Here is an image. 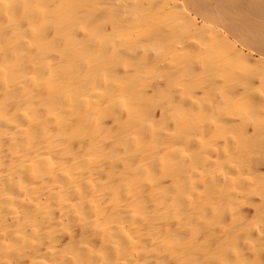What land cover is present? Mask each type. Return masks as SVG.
<instances>
[{"label": "bare ground", "instance_id": "bare-ground-1", "mask_svg": "<svg viewBox=\"0 0 264 264\" xmlns=\"http://www.w3.org/2000/svg\"><path fill=\"white\" fill-rule=\"evenodd\" d=\"M163 2L0 0V264H264V0ZM117 11L128 45L144 38L165 59L164 78L192 70L204 89L165 97L155 75L133 85L146 61L127 69L137 55L126 42L129 59L112 58ZM165 17L192 27L226 19L216 36L230 44L227 60L260 71L240 70L249 88H238L236 66L205 64L213 24L202 47L189 28L166 50L176 36L167 21L140 36L142 21ZM114 70L134 74L122 76L132 86Z\"/></svg>", "mask_w": 264, "mask_h": 264}, {"label": "rangeland", "instance_id": "rangeland-1", "mask_svg": "<svg viewBox=\"0 0 264 264\" xmlns=\"http://www.w3.org/2000/svg\"><path fill=\"white\" fill-rule=\"evenodd\" d=\"M169 1H170V2H169ZM169 1L165 0V2H163V3H164L163 7L165 6L166 9H167V6L170 5L171 2H174V0H173V1L169 0ZM119 2H120V1H119ZM166 4H167V5H166ZM171 4H173V3H171ZM186 4H187V3H186ZM186 4H185V5H186ZM168 10H169V9H168ZM168 10H166V11H168ZM166 13H167V12H166ZM117 14H119V15H117ZM117 14H116L115 12H113V14H112L113 16H110L109 21L111 20V22H112V21L115 22V19H114V18H111V17H115V18H116V23H114L115 27H116L117 25H120V24H121V26L123 25L122 27H124V28L122 29V27H121L122 30H120V29H119L120 26H119V28H118V26H117V27H116L117 30L115 29L117 32L114 31L113 33H110V34H111V37L114 35L115 38L118 39L117 41H118V42L120 41V42L117 44L116 39H115L114 37L111 38V40L114 39L115 42H116V43H115V42L112 41V44H111V45H113V48H114V49L116 48V50H115L114 52H112L111 56H112V58H113L114 60H116V61H121V59L118 60V58H117V59L115 58V57H116V51H117L118 56L120 55L119 58L122 57V59H125V58H126V59H129V58L125 55V52H126L125 50L127 49L126 46H127L129 43H128V41L126 42L125 39H124L125 37L123 38V36H121L120 34H123V33H124V30L127 28V27H125V26L130 25V24H129L130 22H127V19H126V18H125V19H126V20H125L126 22H124V20H123L124 17L122 16L123 14L120 13V11H117ZM166 15H167V14H166ZM116 16H117V17H116ZM167 16H168V15H167ZM118 17H119V19L121 18L122 20H118ZM112 19H113V20H112ZM166 19H168L169 22H170L169 17H165L164 19H163V18L158 19L159 22H156V21H158V20H156V21L153 22V24H151V23H152V21H151V23L149 22L150 25H148V23H146V21H145V22L142 21V25H144V26L141 25L142 31H140V36H141V34H143V33L146 32V31H148V33H152V31H154V30L156 29L157 24L160 23V22H161L160 24H164V26H165V25H166L165 23H166V21H167ZM176 19H177V18H176ZM223 19H224V18L221 19V17H218V18H217V17H213V18H211V20L206 24L208 27L205 26V24H201V25H197L198 28H197V26H196V27H194V26L192 27V25H194V24L191 23V25H190V23H188V22L185 23L183 20L180 21V19L174 20L175 22H174V21L171 22V23H172L171 25H170V23L167 21V23H168L167 25H168V26H171L172 28H173V27L175 28V29H174V28H173V29L175 30V35H176V36H172L173 39H172V40L170 39V40H168V41L166 42V50H169L170 48H171V49H172V48H176V47L182 45V44H183V43H182L183 41H184V43H185V41H186L187 38L189 37V35H188V37H186V35H187L188 31H189L190 29H192V28H193V29L190 30V31H195V32L197 31V32H196L195 35L191 36L192 38L189 37V38H191V39H188V41L190 42V40L192 41V39H194V41H195V38L198 39V38L196 37V35L198 36V34H199L198 31H199L200 34H201V35H200L201 37L198 39V41H199V40H200V41L198 42V41L196 40V42H198V43L202 42L203 40H205L204 38H206V37L208 36V33H207V31H206L207 28H209V26L211 27V25L213 24V25H214V26L212 25V26H213V29L218 27L217 30H213V29L211 28V29L213 30L212 33H214L217 42L213 41V40H215V39L211 38V37L213 36L212 33H210L211 36H210V38H209V37H208V38L210 39L209 42H211V43L213 42L212 44H213V45L215 44V45L213 46L212 44H209L208 39L205 40V42L207 41V43H206L207 46H206L205 42H203V43L205 44L204 46H206V47H204V46L202 47L203 43H202V44L200 43L202 49L204 48L205 50H207L208 48H210V49H208L207 51L204 50V52H207V53H205L206 56L204 57V58L206 59V60L204 59L205 64L208 63L209 67L211 66V67L213 68L212 65H213V62H214V61H215L214 63H216V64H217V62L219 63V62L222 61L223 64H224L223 66L226 65V67H224V68H222V69H223V71H225V73L228 72L227 74H230L231 71L229 72V70H231L230 67L233 65V68H236V67H237V69L239 68V70H237V69H235V70L239 71V76H240V78H239V77H238V78H239V80H241L240 82H243V81H242V80H243V77H241V75H240V73H242V72H241L240 70H241V69H242V70H245L244 73L246 74V71L248 72V71H250V69H249L248 67H247V68H242L241 66L238 67V63H243V65L247 66L246 64H244L245 62H244L243 60H242L243 62H241L240 59H238V62L235 61L237 65L235 64L234 61H228L227 59H229V56L226 55L225 52H226L227 54L231 52V51H229V49L231 48V47H230V44H229V46L226 45V44H228V43L225 44V42H227V41L222 42V41H223V38L220 37V35H219V37L216 36V35L219 34L218 31H222L221 29H224V27L227 25V22L225 21L226 19H224V20H223ZM160 20H161V21H160ZM164 20H165V22H164ZM117 21H120V23L117 22ZM121 21H123V22H121ZM137 21H138V23L141 22L140 20H136V21L134 22V25H135V23H137ZM177 21H178L179 27H180V26L182 27V26H183L182 24L185 23V25L183 26L184 28L182 27L183 29H182L181 27H180V28L178 27ZM224 21H225V22H224ZM147 22H148V21H147ZM155 22H156V23H155ZM163 22H164V23H163ZM118 23H119V24H118ZM124 23H125V26H124ZM126 23H128V24H126ZM144 23H146V24H144ZM174 23H175L176 26L174 25ZM155 24H156V25H155ZM225 24H226V25H225ZM145 25H146V27H145ZM151 25H152V26L155 25V26L152 27ZM187 25H189V26H187ZM136 26H137V24H136ZM138 26H139V25H138ZM186 26H187V27H186ZM190 26H191V27H190ZM199 26H201V27L199 28ZM143 27H145L144 30H143ZM149 27H150V28H149ZM165 27H167V26H165ZM176 27H177L178 30L176 29ZM220 27H221V28H220ZM189 28H190V29H189ZM194 28H196V29H194ZM145 29H146V31H145ZM180 29H182L181 32H179ZM186 29H187V32H186ZM198 29H200V30H198ZM202 29H203V32H201ZM211 29H208V32H209V30H211ZM218 29H220V30H218ZM183 30H185L184 32H185L186 34L183 33ZM118 31H119V33H118ZM120 31H121V33H120ZM176 31H178V32H176ZM190 31H189V33H190ZM205 31H206L207 35H205L206 33L204 34ZM210 32H211V31H210ZM114 33H115V34L117 33V34L115 35ZM176 33H177V34H176ZM182 33H183V36H182V37H181L180 35H178V34H182ZM189 33H188V34H189ZM202 33H203V35H202ZM110 34H109V35H110ZM112 34H113V35H112ZM117 35H118L119 37H122L123 39L120 38V39H121V40H120L119 37H118ZM123 35H125V33H124ZM204 35H205L206 37H205ZM116 36H117V37H116ZM179 36H180V37H179ZM108 37H109V36H107L106 38H108ZM175 37H176V38H175ZM177 37H178V39L180 38L181 40H180V41H179V40H176ZM184 37H186V38H184ZM198 37H199V36H198ZM203 37H204V38H203ZM215 37H214V38H215ZM217 37H218L219 39H220V38L222 39V41H221V39H220V41H221L222 43H221L220 41H218V38H217ZM140 38H141V37H138V38L136 37V38L132 39L133 43L131 44V46L128 45L127 47H129V49L132 47L133 50L136 49L137 52H138V49H140L139 51L142 52V53H140V52L137 53L136 50H135V52H134L133 50H132V51H133V53H135V54L137 55L138 58H140L141 56H142V57H141L140 59H137V57H134V58L131 57V58L129 59V60H130L129 62H126V60H125V62H126V63H125L124 60H122L123 62H119V63H121V64H120L121 66H122L123 63H125V65L127 66V64L129 63L128 66H127V69H131L132 66H133V67H132V69H133V68H134V65L137 64V66H139L138 63L141 64V62L144 63V62L146 61L144 64H142V65L140 66L141 68H139V69H137V68H136V69H133V70H139L140 73H141L140 70H141V69L143 70L142 73H141V75H139V74H140L139 72H137V74H135L136 76H137V75L141 76V79H138L139 76H137V79H136V78L134 77V74L132 75V74H129V73H128V74H129L128 77H129V76H132V77H134V78L136 79L137 82H136L135 80H133L134 83L136 82V84H134L133 81H128L129 83H127V80H128L130 77L128 78V77L125 75V73H124L123 75L126 76L128 79H124V78H122L123 75L119 76L120 74L118 75L117 72L115 73V70H114V72H112L113 75H114V73H115V75L117 74L116 77H117V78H118V77H119V78H122V80L124 79V80H125V81H124L125 83H127V84H129V85H131V83H133V85L140 86L141 88H142L141 85H143L144 82L147 81V80H150V79L153 80L154 78L156 79V78H158V77L161 78V79L163 78V79H162V81L164 82L163 87L166 86L167 84H169V85H167L168 87L166 86V87L168 88V89H167L168 91L166 90V88H164V89H163V87L161 88V91L164 90V94H165V95H163V94H162V95L165 96V97H169V96L171 97L172 94H173L172 92H174V91H172V90H176V91H177V88H178V89H179V88L181 89V91H179V92H182V90L184 89V90H183L184 95H185V94H187V95H192V91H191V90H193V92L196 91L195 94H193V95H197V93H200L201 90H202V89H201L200 91H197L198 88H201V87H202V88L204 89V84H205V82H206L205 79H200L199 82H200L201 84L198 85V84H199V83H198V78H199V77L197 78V77H196L197 75L193 77V75H195L194 72H192L190 75L188 74L191 80L194 78V81L192 80L194 83H193V84L190 83V82H192V81L189 79L188 75H185V73H186V74H187V72L190 73L192 70H189V71H188V70H187V71H181L179 74H177L178 76H177L176 74H175V75H170V74H169V75H170V77H169V75L165 74L166 78H164V77L162 76V73H163L165 70L162 68L163 65H161V63H163V61H164L165 59H163V60H162L161 58H160V60L158 59V60L160 61V63H159V61H158L156 58H153V57H154V56H153V53H152L151 55L149 54V53L151 52L152 49L150 48V50H148L147 48H149V46H147V45L143 46L144 44L142 45L140 41H143L144 38H141V39H140ZM201 38H203L202 41H201ZM211 39H212V41H211ZM107 40H108V39H107ZM126 40H127V39H126ZM139 40H140V41H139ZM123 41H124V43H122ZM169 41H170V42H169ZM178 41H179V42H178ZM125 42L127 43V45H124ZM138 42H139L142 46L139 45ZM168 42H169V45H168ZM174 42H175V43H174ZM176 42H177V44H176ZM113 43H115V44H113ZM134 43H135V44H134ZM142 43H143V42H142ZM180 43H181V44H180ZM171 44H172L173 46H171ZM174 44H175L176 46H175ZM179 44H180V45H179ZM208 44L211 45V47L214 48V49H215V46L218 47L220 44H221V45L225 44L224 46H226V47H228V48H226L227 51H225L226 49H223V48H222L223 46L220 45L221 47H220V46H219V47H220L221 50L219 49L220 51H219V53H217V55H216L215 51L218 52V50H216V49H218V48H216L215 50H212V48H211ZM114 45H115V47H114ZM118 45H119V47H118ZM121 46H122V47H121ZM124 46H125V47H124ZM137 46H138V47H137ZM140 46H141V47H140ZM123 48H126V49H123ZM134 48H135V49H134ZM137 48H138V49H137ZM143 48H144V50L147 49L146 51L148 52V55H147V52H145V51L143 50ZM145 48H146V49H145ZM118 49L121 50V51H120L121 53L119 52ZM141 49H142V51H141ZM209 50H210V51H209ZM230 50H231V49H230ZM174 51H175V50H174ZM202 51H203V50H202ZM208 51H209V52H208ZM118 52H119V53H118ZM178 52H179V51H178ZM178 52L173 53V54H171V55H170L169 52H168V53H167V55H168V60H167V62L169 61V62H172V63H175V62H176V63H181V64L183 63L184 65H186V61L183 60L184 57H181V56H182L181 54H180V56H179V53H178ZM211 52H212L213 54H215L217 57H216L215 55H212ZM223 52H224V55H226V57H227V58H225V60H224V58H222V57H224ZM145 53H146V54H145ZM255 53H256V52H255ZM113 54H114V55H113ZM121 54H122L123 56L125 55L126 57L124 56V58H123V56H121ZM138 54H139V55L142 54V55L139 57ZM177 54H178V55H177ZM201 54L204 55V53H201ZM207 54H210V55L207 56ZM221 54H222V56H220ZM136 55H135V56H136ZM118 56H117V57H118ZM210 56H211V57H210ZM143 57H144V58H143ZM149 57H150V58H149ZM151 57H152V59H151ZM179 57H180V58H179ZM206 57H207V58H206ZM208 57H209V58H208ZM218 57H219V58H218ZM112 58H111L110 63H112V64H114V63L119 64L118 62H113L114 60H113ZM146 58H147V59H146ZM158 58H159V57H158ZM182 58H183V59H182ZM212 58H213V60H211ZM131 59H132V60H131ZM133 59H134V61H133ZM141 59H142V60H141ZM143 59H144V60H143ZM153 59H154V60H153ZM155 59H156V60H155ZM220 59H221V60H220ZM150 60H153V61H152V62H149ZM209 60H210V61H209ZM239 60H240V62H239ZM135 61H137V62H135ZM155 61H157V63H153V62H155ZM224 61H225V63L231 65V66L228 65V67H229L230 69L227 67V64H225ZM227 61H228V62H227ZM169 62H168V63H169ZM135 63H136V64H135ZM147 63H148L149 66H147ZM150 63H151V65H150ZM130 64H131V66H130ZM163 64H164V63H163ZM211 64H212V65H211ZM152 65H153V66H152ZM155 65H156V67L154 68ZM157 65H158V68H157ZM206 65H207V64H206ZM208 65H207V66H208ZM241 65H242V64H241ZM243 65H242V66H243ZM114 66H115V64H114ZM129 66H130V68H129ZM144 66H145V68L148 67V68H147V71H145L146 69L144 68ZM146 66H147V67H146ZM150 66H151V67H150ZM159 66H160V67H159ZM221 66H222V65H221ZM235 66H236V67H235ZM245 66H244V67H245ZM122 67L124 68L125 66L123 65ZM135 67H136V66H135ZM152 67H153V69H152ZM143 68H144V69H143ZM149 68H150V69H149ZM156 68H157V69H156ZM114 69H115V68H114ZM127 69H126V70H127ZM225 69H226V70L229 69V70L226 71ZM248 69H249V70H248ZM149 70L153 71V74L151 73V71L149 72V73L151 74V77L149 76V73H148ZM156 70H157V71H156ZM154 71H155V72H154ZM223 71H222V73H223ZM262 71H263V70H261V72H262ZM135 72H136V71H135ZM135 72H134V73H135ZM145 72H146V73H145ZM156 72H158L159 74H157ZM254 72H255V73H254ZM258 72H260V71H255V70L252 71V70H251L249 73H254V74L257 75ZM263 72H264V71H263ZM130 73H131V72H130ZM132 73H133V72H132ZM143 73H145V74L147 75V78H146V75H145V74H144L145 76H143L144 78L142 77V74H143ZM220 73H221V72H220ZM222 73H221V74H222ZM225 73L223 74L222 77H224ZM232 73L234 74V72H232ZM232 73H231V74H232ZM244 73H243V74H244ZM109 74H111V73H109ZM126 74H127V73H126ZM156 74H157V75H156ZM181 74H182V76H181ZM192 74H193V75H192ZM236 74H238V73L236 72ZM113 75H112V76H113ZM154 75H155V77H153ZM183 75H185V76L183 77ZM259 75H261V76L263 75V76H264V73H260ZM156 76H157V77H156ZM172 76H173V78H174V84H176V87H175V85L173 86V82H172L173 80H170V79H173ZM175 76H176V77H181V78H183V79L180 80V79L178 78L179 80L176 81V80H175V78H176ZM229 76H231V75H227V77H229ZM237 76H238V75H237ZM242 76H243V75H242ZM263 76H262V79L264 78ZM114 77H115V76H114ZM114 77H112V80H113ZM116 77H115V79H116ZM152 77H153V79H152ZM167 77H168V80H167L168 82H167V84H166L165 81H166ZM191 77H192V78H191ZM225 77H226V75H225ZM109 78L111 79V75L109 76ZM134 78H133V79H134ZM139 78H140V77H139ZM148 78H150V79H148ZM169 78H170V79H169ZM185 78H188L189 80L187 79L188 81H186ZM195 78H196V80H195ZM234 78H235V77H234ZM115 79H114V80H115ZM131 79H132V78H131ZM146 79H147V80H146ZM116 80H118V79H116ZM151 80H150V81H151ZM183 80H184V81H183ZM201 80H203V82H202ZM228 80H230L231 82H236V81H235L236 79L233 80V77H232V79H228ZM237 80H238V79H237ZM239 80H238V81H239ZM141 81H142L143 84H142V83H141V84H138V83H140ZM169 81H170V82H169ZM175 81H176L177 83H176ZM180 81H181V82L183 81L184 84H185V82H189V83H186L187 85L185 84V85H186L185 88H182V87L184 86V84H183V82H182V84H183V85H182ZM196 81H197V83H196ZM230 81H229V82H230ZM112 82H113V81H112ZM120 82H121V79H120ZM179 82H180V83H179ZM240 82H239L238 84H237V82H236L235 85L237 84V87H238V85L240 84ZM112 84L114 85V82H113ZM115 84H116V86H119V85H117V84H122V82H121V83H118V81H117V82L115 81ZM127 84L125 85V86L127 87V89L124 88V87H125V86H123L124 84L120 85V86H122V87H120V89H124V90H132V89H133V90H134L135 87H136V86H133L132 89H130V87H129ZM191 84H192V88H190V90H189V87H191ZM194 84L197 86V89H196V86H195ZM202 84H203V85H202ZM233 84H234V83H233ZM189 85H190V86H189ZM193 85L195 86V88H193ZM244 85L246 86V82L241 83V87L239 86L238 88H242V86H244ZM114 86H115V85H114ZM131 86H132V85H131ZM169 86H170V87H169ZM128 87H129V88H128ZM172 87H173V88H172ZM186 87H187V88H186ZM247 87L249 88L248 83H247L246 88H247ZM141 88H139V89L136 88L135 90L138 91V90H140ZM174 88H176V89H174ZM243 88H244V87H243ZM137 89H138V90H137ZM169 89H172V90L170 91ZM165 90H166L167 92H169V93H167ZM161 91H160V93H161ZM203 91H204V90H203ZM170 93H172V94H170ZM190 93H191V94H190ZM157 94H158L159 97L162 96V95L159 94V93H157ZM168 94H169V95H168ZM155 97H157V96H155Z\"/></svg>", "mask_w": 264, "mask_h": 264}]
</instances>
